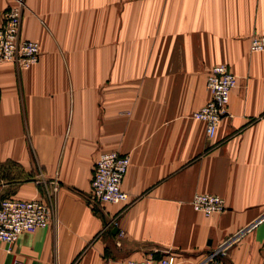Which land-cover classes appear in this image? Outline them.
I'll use <instances>...</instances> for the list:
<instances>
[{"label": "crops", "instance_id": "obj_1", "mask_svg": "<svg viewBox=\"0 0 264 264\" xmlns=\"http://www.w3.org/2000/svg\"><path fill=\"white\" fill-rule=\"evenodd\" d=\"M23 2L20 34L40 57L25 71L0 64V197L43 200L51 219L10 254L0 242V264H127L168 251L199 264L229 242L227 264H264V53L249 50L264 35V0ZM11 3L0 0V26ZM221 64L237 85L208 140L190 116ZM106 152L130 159L127 203L91 200ZM195 194L227 209L198 213Z\"/></svg>", "mask_w": 264, "mask_h": 264}, {"label": "built area", "instance_id": "obj_2", "mask_svg": "<svg viewBox=\"0 0 264 264\" xmlns=\"http://www.w3.org/2000/svg\"><path fill=\"white\" fill-rule=\"evenodd\" d=\"M25 5L23 0H12L1 15L0 26V64H12L17 71H25L39 62L38 43L21 37L20 28ZM251 53H264V35H253L249 41ZM208 102L190 116L194 121L205 125L206 137L214 139L222 118L226 116L231 92L236 88L237 78L227 65L212 67L206 75ZM130 164L128 156L117 152L101 153L95 160L91 180V200L98 204H120L128 202V195L121 185ZM58 191L53 184L52 193ZM192 208L205 216L221 214L227 209L224 199L210 194H195L191 200ZM51 219V207L39 199L21 201L0 197V242L6 245L10 254L12 246L23 233H33L48 227ZM112 223V222H111ZM116 226V223H114ZM111 224L104 230H110ZM123 237V232H117ZM232 243L210 249L199 264H227L229 248ZM116 246H120L119 241ZM13 264H21L14 261ZM127 264H180L176 255L166 252L156 258L149 256L140 261H127Z\"/></svg>", "mask_w": 264, "mask_h": 264}, {"label": "water", "instance_id": "obj_3", "mask_svg": "<svg viewBox=\"0 0 264 264\" xmlns=\"http://www.w3.org/2000/svg\"><path fill=\"white\" fill-rule=\"evenodd\" d=\"M117 232H118V229H113V230H112V235H116Z\"/></svg>", "mask_w": 264, "mask_h": 264}, {"label": "rangeland", "instance_id": "obj_4", "mask_svg": "<svg viewBox=\"0 0 264 264\" xmlns=\"http://www.w3.org/2000/svg\"><path fill=\"white\" fill-rule=\"evenodd\" d=\"M3 64H6V63H3ZM9 64V63H8ZM16 69V68H15ZM229 254V253H228Z\"/></svg>", "mask_w": 264, "mask_h": 264}]
</instances>
